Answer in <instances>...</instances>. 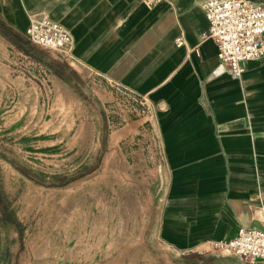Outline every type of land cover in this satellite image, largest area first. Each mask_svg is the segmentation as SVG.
Segmentation results:
<instances>
[{"label": "crops", "instance_id": "obj_1", "mask_svg": "<svg viewBox=\"0 0 264 264\" xmlns=\"http://www.w3.org/2000/svg\"><path fill=\"white\" fill-rule=\"evenodd\" d=\"M204 1L0 0V36L16 43L30 17H48L70 31L72 57L106 81L110 101L143 100L148 112L121 115L116 136L124 151L144 140L155 157L159 240L187 254L182 264H238L205 254L241 226L264 230V60L231 77L204 38Z\"/></svg>", "mask_w": 264, "mask_h": 264}, {"label": "rangeland", "instance_id": "obj_2", "mask_svg": "<svg viewBox=\"0 0 264 264\" xmlns=\"http://www.w3.org/2000/svg\"><path fill=\"white\" fill-rule=\"evenodd\" d=\"M16 39L22 48L0 36V264H182L158 237L155 157L116 136L121 115L148 106L110 101L72 42ZM214 244L208 260L243 264Z\"/></svg>", "mask_w": 264, "mask_h": 264}, {"label": "built area", "instance_id": "obj_3", "mask_svg": "<svg viewBox=\"0 0 264 264\" xmlns=\"http://www.w3.org/2000/svg\"><path fill=\"white\" fill-rule=\"evenodd\" d=\"M161 1L147 0L152 6ZM203 10L209 23L204 38L215 42L220 66L241 80L249 63L264 60V3L205 0ZM26 34L32 44L60 52L72 42L70 31L48 17H30ZM184 44L182 38L176 40L178 47ZM214 248L232 254L243 264L264 261V230L241 226L235 237L215 243Z\"/></svg>", "mask_w": 264, "mask_h": 264}, {"label": "trees", "instance_id": "obj_4", "mask_svg": "<svg viewBox=\"0 0 264 264\" xmlns=\"http://www.w3.org/2000/svg\"><path fill=\"white\" fill-rule=\"evenodd\" d=\"M0 32L1 33H5L1 28H0ZM6 34V33H5ZM8 38H10L11 39V37H9V35H8ZM17 47H19V48H22L20 45H18V42H16V43H14Z\"/></svg>", "mask_w": 264, "mask_h": 264}]
</instances>
